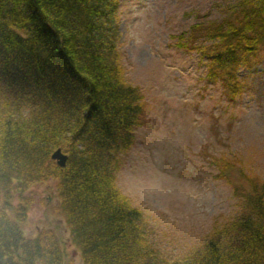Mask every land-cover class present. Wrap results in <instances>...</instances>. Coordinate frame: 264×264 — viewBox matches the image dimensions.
Listing matches in <instances>:
<instances>
[{
	"label": "trees",
	"instance_id": "1",
	"mask_svg": "<svg viewBox=\"0 0 264 264\" xmlns=\"http://www.w3.org/2000/svg\"><path fill=\"white\" fill-rule=\"evenodd\" d=\"M112 6L111 0H0V89L18 100L11 108L0 103V264H65L52 229L26 237L19 227L30 200L24 190L48 177L56 179L81 264H264V181L240 168L231 174L222 157L215 158L218 174L243 207L178 258L152 248L141 209L114 187L113 168L145 108L138 87L122 79L112 60L106 35ZM190 30L212 43L178 39L177 45L199 48L206 80L218 79L231 98L240 87L235 65L264 41V0H243L221 21L194 22ZM56 146L66 154L62 165L50 156Z\"/></svg>",
	"mask_w": 264,
	"mask_h": 264
},
{
	"label": "rangeland",
	"instance_id": "2",
	"mask_svg": "<svg viewBox=\"0 0 264 264\" xmlns=\"http://www.w3.org/2000/svg\"><path fill=\"white\" fill-rule=\"evenodd\" d=\"M242 1L111 0L106 35L112 60L122 79L138 87L145 108L144 122L133 127L132 141L119 153L112 183L141 209L148 242L164 258L185 255L212 226L241 211V196L219 176L215 158L229 161L231 174L240 168L264 181V41L235 65L240 87L231 98L218 79L206 80L199 48L177 45L179 39L209 46L213 38L193 33L190 25L221 21ZM16 101L0 89V103L11 108ZM55 180L24 190L30 200L19 227L26 237L52 229L65 264H81ZM16 202L13 197V207Z\"/></svg>",
	"mask_w": 264,
	"mask_h": 264
},
{
	"label": "water",
	"instance_id": "3",
	"mask_svg": "<svg viewBox=\"0 0 264 264\" xmlns=\"http://www.w3.org/2000/svg\"><path fill=\"white\" fill-rule=\"evenodd\" d=\"M50 156L55 160L57 164L60 165L64 164L66 154L63 151H61L58 146H56L54 149L51 150Z\"/></svg>",
	"mask_w": 264,
	"mask_h": 264
}]
</instances>
